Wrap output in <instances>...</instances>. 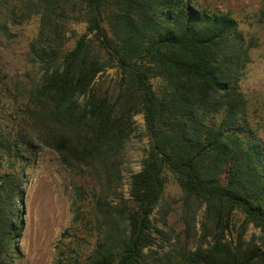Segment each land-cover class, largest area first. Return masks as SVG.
I'll list each match as a JSON object with an SVG mask.
<instances>
[{
    "label": "trees",
    "instance_id": "obj_1",
    "mask_svg": "<svg viewBox=\"0 0 264 264\" xmlns=\"http://www.w3.org/2000/svg\"><path fill=\"white\" fill-rule=\"evenodd\" d=\"M32 16L27 57L37 70L13 95L24 92L26 133L75 175L73 233L93 240L85 263L264 264V145L240 89L251 46L231 12L194 0H0V53ZM71 22L85 30L66 48ZM0 87L10 90L1 63ZM3 109L0 161L22 160L28 142L5 129ZM137 113L148 148L125 197L121 166ZM21 179L0 165V264L21 228ZM168 179L182 193L174 237L152 218L167 224ZM250 223L258 242L244 238Z\"/></svg>",
    "mask_w": 264,
    "mask_h": 264
},
{
    "label": "rangeland",
    "instance_id": "obj_2",
    "mask_svg": "<svg viewBox=\"0 0 264 264\" xmlns=\"http://www.w3.org/2000/svg\"><path fill=\"white\" fill-rule=\"evenodd\" d=\"M198 5L208 9L230 11L238 21V30L250 42L249 61L245 74L240 81V89L247 100V117L253 133L264 145V0H194ZM72 30L66 48H71L75 38L84 32L83 22H71ZM38 17L32 16L23 22L10 42L4 43L0 53V63L10 90L0 87V106L5 110L1 121L7 131L20 133L28 142L22 160L16 158L1 159V171L20 173L22 205L20 209L21 224L17 230L13 251L9 252L6 264H63L73 262L86 264L92 239H82L80 233H73L72 199L75 175L58 160L56 153L40 146L31 134L26 133L29 127L23 124L21 114L24 92L13 95L14 82L20 80L27 84L29 77L36 74L37 67L28 61L27 50L30 40L37 34ZM114 69H108V77L114 76ZM152 88L159 91L160 77L150 79ZM17 97V98H16ZM19 111L15 113L13 111ZM135 131L125 143L122 163V192L128 196L130 177L141 168L142 159L148 148V137L145 132L141 113L134 115ZM180 188L170 179L165 182L162 201L170 204L166 216V225L159 220L154 211L152 218L157 227L163 228L174 237L182 228ZM17 203V199H15ZM202 208L196 215L197 223L202 216ZM243 216L236 214V226L242 223ZM172 231V232H171ZM63 235V236H62ZM260 231L251 223L247 225L244 238L259 241ZM154 248H157L154 246ZM62 250L65 259L59 261L58 251Z\"/></svg>",
    "mask_w": 264,
    "mask_h": 264
}]
</instances>
